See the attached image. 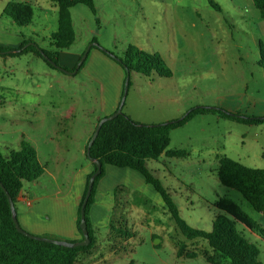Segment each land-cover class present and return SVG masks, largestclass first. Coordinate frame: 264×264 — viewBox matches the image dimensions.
Instances as JSON below:
<instances>
[{"label": "rangeland", "instance_id": "1", "mask_svg": "<svg viewBox=\"0 0 264 264\" xmlns=\"http://www.w3.org/2000/svg\"><path fill=\"white\" fill-rule=\"evenodd\" d=\"M10 1L0 0V46L15 50L0 54V152L18 150L21 142L34 148L43 174L22 190L31 188L44 206L64 213L73 207L77 181L93 170L84 148L97 120L104 118L103 101L116 97L119 105L124 91L121 112L138 124L172 122L195 107L264 116V19L251 0H210L218 9L208 0H92L94 13L76 5L69 10L74 42L59 53V65L67 71L49 67L33 52L56 51L50 44L56 6L48 0H23L33 17L18 27L3 13ZM18 42L25 45L19 49ZM130 45L158 54L170 76L125 75L118 61ZM75 55H85L79 69L78 61L74 69L70 65ZM219 114H196L170 129L167 149L183 151L185 157L162 154L147 160L146 169L190 226L210 231L219 213L214 203L226 199L264 230V215L237 191L220 185L216 176L221 156L264 168V123L246 124ZM88 218L97 243L76 264H230L204 240L185 241L160 195L129 168L104 166ZM112 220L132 236L110 231ZM236 229L258 248V261L264 264V241L239 223ZM177 242L192 247L196 258L177 257ZM212 255L219 263L206 261Z\"/></svg>", "mask_w": 264, "mask_h": 264}, {"label": "trees", "instance_id": "2", "mask_svg": "<svg viewBox=\"0 0 264 264\" xmlns=\"http://www.w3.org/2000/svg\"><path fill=\"white\" fill-rule=\"evenodd\" d=\"M48 1L53 3L57 10V27L55 32L50 35V44L56 51L41 50L38 52L33 50V52L42 58L49 67L67 71L66 67L59 65L58 54L62 50L69 49L74 42L69 10L76 5H84L94 13L93 2L92 0ZM208 2L213 8L218 9L217 5L211 3L210 0ZM251 3L261 18L264 19V0H251ZM3 13L18 27L29 25L33 17L31 6L23 0H11L5 6ZM23 45L25 42H21L19 49ZM26 49L28 48L24 50ZM7 51L15 52L14 49L0 46V54ZM260 51L264 54V48L261 47ZM83 62L84 59L78 69L81 68ZM118 63L123 68L125 75L130 71L138 72L144 76H150L152 72L164 77L171 74L158 54L147 53L131 45L126 48L124 58ZM209 111H218L219 115L235 119L241 123H264V116L236 115L210 107L192 108L181 119L163 124H138L122 112L112 120L102 123L89 150L90 158L99 161L101 167L100 173L93 180L91 192L84 208V220L89 237V244L86 246L70 248L54 245L32 239L29 237L32 234L27 232L26 235L16 231L11 220L7 198L1 186L14 203L23 184L36 181L43 174V168L39 164L34 148L28 143L21 142L18 150H11L7 155L0 152V264H76L80 254L89 253L97 243V235L88 218V209L93 201L95 183L103 175L105 165L129 168L141 174L145 182L151 184L160 195L176 229L185 241L191 242L190 245L194 244L192 243L193 240L202 239L207 243L211 252L215 253L219 259H227L230 264H260L258 248L243 239L240 231L236 229V223L255 233L263 241L264 230L252 223L233 202L218 199L214 203L219 213L213 217L210 231L194 228L179 216L176 206L160 182L153 178L146 169L147 160H157L162 154L168 158H184L185 153L183 151L167 149L168 131L180 126L193 115ZM94 171L95 166L93 164V170L86 177L85 187L78 206L76 227L80 234L79 209L85 195L88 179ZM216 176L220 185L237 191L255 212L264 215V168H250L228 157L221 156L218 158ZM116 223L117 226L112 220L109 226L110 231H114L121 237L130 238L132 236L128 229L119 227L122 223L119 221ZM176 256L194 259L197 254L192 247L188 249L185 242H177ZM216 256H205V259L210 263H219V260H215L218 259Z\"/></svg>", "mask_w": 264, "mask_h": 264}, {"label": "crops", "instance_id": "3", "mask_svg": "<svg viewBox=\"0 0 264 264\" xmlns=\"http://www.w3.org/2000/svg\"><path fill=\"white\" fill-rule=\"evenodd\" d=\"M20 44L21 42H18V45ZM60 58L61 56L58 54V63L60 62ZM78 59L79 56L77 55L70 59L71 68H74L73 66H75L74 64L78 61ZM60 65L64 66L63 64ZM103 104L104 112L102 111V117H106L114 113L118 107L116 97L112 98L109 102H107V100L103 101ZM85 182V178H81L77 181L73 191L74 193L71 196L74 201V205L69 208L70 210L67 209L65 213L61 208L44 206L41 198H38L37 195L33 193L31 188H28V190H22L21 188L14 200V210L17 222L25 231L32 235L54 237L67 242L80 241L82 236L77 230L76 219ZM91 224L95 230V226L92 222Z\"/></svg>", "mask_w": 264, "mask_h": 264}, {"label": "water", "instance_id": "4", "mask_svg": "<svg viewBox=\"0 0 264 264\" xmlns=\"http://www.w3.org/2000/svg\"><path fill=\"white\" fill-rule=\"evenodd\" d=\"M84 58H85V55H82L80 57L77 65H76V69H78L79 65L82 63ZM124 84H125V87H126L127 79L124 81ZM125 93H126V91L123 92L121 101H120L116 111L113 114L98 120V122H97V124H96V126H95V128L93 130V133L91 134V136H90V138L88 140V143L86 145V148H85V155L89 159V161H91L94 164L95 171L90 175V177L88 179L85 195L83 197V200L81 202L80 209H79V218H80L79 219V229L81 231L82 239L80 241H76V242H67V241H63V240H57V239H52V238H48V237H40V236H34V235H29L30 238L38 240V241H41V242L51 243V244H54V245L70 247V248L78 247V246H86V245L89 244L88 232H87L86 224H85V220H84V208H85V204H86V202L88 200V197L90 195V192H91L93 180L100 173V167H101V164H100L99 161L93 160L92 158H90L89 150H90V147H91L93 141L95 140V138H96V136H97V134L99 132V129H100L102 123H104L105 121H108V120H112L115 116H117L118 114L121 113V109H122ZM1 188H2L3 192L6 195L8 206H9L11 220H12V222L14 224V227H15L16 231L27 235V233L25 231H23L20 228V226L18 225V222H17V219H16L15 210H14V205H13V202H12L10 196L8 195V193L6 192V190L2 186H1Z\"/></svg>", "mask_w": 264, "mask_h": 264}]
</instances>
